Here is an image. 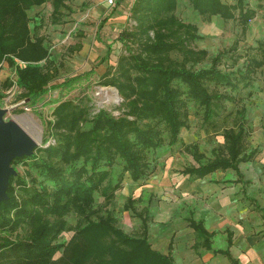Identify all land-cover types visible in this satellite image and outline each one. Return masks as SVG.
I'll return each mask as SVG.
<instances>
[{"label":"trees","instance_id":"16d2710c","mask_svg":"<svg viewBox=\"0 0 264 264\" xmlns=\"http://www.w3.org/2000/svg\"><path fill=\"white\" fill-rule=\"evenodd\" d=\"M185 1L206 20L216 14L236 19L242 34L255 15L243 0H236L233 7L236 17L220 0ZM176 3H132L127 21L133 25L117 37L126 53L117 58L114 70L104 71L101 80L103 86L114 87L122 100L115 107L117 116L104 108L90 115V107L82 105L83 96L61 101L47 122L49 134L44 141L48 144L36 147L30 157L11 162L31 159L32 169L42 180L30 177L28 183L16 172L9 178L7 199L0 202V264H174L171 243L166 255L151 249L144 219L141 233L130 236L117 228L109 209L124 174L137 183L152 172L154 159L148 155L164 144L163 132L168 147L178 145L177 153L195 162L181 171L189 179L228 170L240 178L239 164L255 153H245L247 109L241 105L226 111L225 103L234 104V91L240 84L250 86L256 69L264 65V42L258 45L260 57H249L236 74L219 70L222 53L211 59L207 69L193 70L205 60L206 52L190 47L199 38L197 29L174 16ZM43 4L51 7L50 24H60L65 0H0V65L6 63L14 69L15 84L31 107L50 89L71 90L93 73L90 69L49 85L55 77L53 60L38 33L41 23L28 16ZM79 48L75 45L70 51ZM109 53L107 47L96 66ZM187 100L202 110L207 134L222 138V144L211 150L210 159L205 160L196 142L187 144L179 138L181 129H188ZM115 166L119 170L114 174ZM95 193L102 198L98 206L94 205ZM136 201L127 199L124 208H132ZM68 215L75 217L70 228L65 219ZM189 226L195 234L194 250H211L212 234L202 223L189 220ZM18 229L25 231L24 236L12 240ZM67 229L73 235L66 243H57ZM214 252L230 259L227 250ZM56 253L60 256L54 259Z\"/></svg>","mask_w":264,"mask_h":264},{"label":"rangeland","instance_id":"374dc122","mask_svg":"<svg viewBox=\"0 0 264 264\" xmlns=\"http://www.w3.org/2000/svg\"><path fill=\"white\" fill-rule=\"evenodd\" d=\"M124 2L125 0H118L115 7L108 9L105 6V0H65L66 9H63L64 16L59 25L50 24L49 15L51 7L48 4L42 6L39 10H31L28 16L32 17L33 22L41 23L38 33L45 39L50 59L53 60L52 71L55 77L49 85H54L67 77L76 73L81 74L89 69H92L93 73L71 90L62 88L50 89L36 105L31 107L22 98L21 90L15 84L14 69L3 63L0 65V111L3 112L1 115L2 121L15 122L36 143L37 147H45L48 141L45 143L44 139L49 134L47 122L53 119V110L61 101L66 99L75 100L83 96L85 99L81 98L83 100L82 105L90 107V115L104 108L110 111L112 115L117 116L119 112L115 110V107L122 100L114 87L103 86L101 84L102 73H104L101 71H105L109 67L114 70L117 58L121 54L126 53L125 48L120 42L116 41V38L125 27L133 25V22L125 21L124 24L122 22L109 23L103 26L104 30L103 28L100 29L98 35L106 43L105 45H110L111 53L99 68L96 67V59H94L99 53L97 50L99 48H93L91 41L99 22L104 20L108 14L111 15L116 8L120 7L122 9ZM220 3L229 7L233 12V16L236 17L237 11L233 8L236 0H220ZM243 5H247L255 12L254 17L248 22L244 34L241 33L240 25L236 19L230 17L224 18L220 14H216L209 20H206L198 12L194 11L185 0H177L174 16L183 23L194 25L199 36L197 40L191 42L190 47L206 52L205 60L194 66L193 70L207 69L211 64V59L218 53H222L221 62L218 67L219 70L222 73L236 74L237 70L244 68L249 57H260L258 45L264 42V2L258 3L256 0H243ZM30 27H32V24H30ZM83 33L85 34L83 35ZM75 45H79L83 49H78V51L80 50L79 52L70 51ZM252 77L250 86L242 87L240 84L239 88L234 91L233 95L236 98L234 104L225 103L226 111H231V109H235L241 105H244L247 109L246 129L248 130V135L245 141V153H249L252 150L256 152L254 158L249 162V168H251L252 164L256 163V158L259 154V144H263L264 142V65L257 68ZM187 115L188 129H181L179 138L187 144L196 142L199 146V151L204 154L205 160L212 158L211 150L222 144V138L219 135L207 134V127L203 124L202 110L189 100H187ZM166 135V132H163L161 135L165 140L162 147L150 152L148 155L150 160L154 159L151 162L153 170L149 176L144 180L131 184L128 175L124 174L121 183L123 191H125V187L127 188L128 185L133 187L139 186L145 183V181L157 187L151 189L156 192L155 194L150 189L149 191H145L142 196L143 201L135 204L134 208L137 212H141L148 198L154 201V205L156 203V206L162 208L159 212L160 218L156 217L153 220L154 223L151 219L153 216L151 210L153 211L154 208L148 210V213H146L148 226L153 227L158 236L163 235L164 230L170 233L172 229L179 228L178 226L181 222L177 217L185 216V211L183 210L180 215L176 216L177 214H175L173 217L168 211L170 208L172 209V207L177 206L176 199L178 198L179 200L181 196V192L176 186L177 182H190L186 176L180 174V171L177 169V162L171 167L169 166L171 157H173L174 153H177L178 145L168 147ZM182 157L183 168L188 164L195 165L191 157L187 155H182ZM31 163V159H22L15 161L10 167L14 169L16 175L23 177L26 182L29 183L30 177L40 182L42 178L32 169ZM245 164V162H241L238 167L242 169ZM118 170L119 166H115L114 174ZM166 171H169L168 181H165ZM28 172L30 174H27ZM176 173L178 175H175ZM174 175L177 176L176 182ZM221 175L218 172V174L212 175L211 179H221ZM223 179L225 181L223 180L222 183L226 187H229L231 191H236L237 187L234 184L231 185L236 180V175L233 171L228 170V174ZM15 191L16 193L20 192L17 187ZM116 193L117 198L113 203V210H111L116 217V226L122 227L131 235H137L140 231V220L130 211L121 210L120 203L125 198L119 196L118 191ZM94 199L95 206L100 205L102 202L99 193H95ZM125 215L126 217H124ZM65 219L69 228L74 226L75 217L73 215H68ZM24 233L25 231L18 229L11 235V239L22 238ZM1 234L6 235L7 232L2 231ZM72 235L73 233L67 229L59 235L57 243H66ZM262 236L264 235L262 234ZM158 242L160 243V241L153 242V247H159ZM161 246L163 247V244ZM59 256L60 253H56L54 259H57ZM178 261L181 260L178 259ZM178 264H181V262H178ZM189 264H198V262L196 258L192 257Z\"/></svg>","mask_w":264,"mask_h":264},{"label":"crops","instance_id":"0c3cea01","mask_svg":"<svg viewBox=\"0 0 264 264\" xmlns=\"http://www.w3.org/2000/svg\"><path fill=\"white\" fill-rule=\"evenodd\" d=\"M117 1L118 0H116V3ZM133 2L134 0H125L122 9H120V7L116 8L111 15L108 14L109 16H105L104 20L99 22L95 35L91 41L93 48H99L97 49L99 52L98 55L94 57L96 63L105 56L107 47H110V45H105L106 43H104L100 35H98L100 29L109 23L122 22V24H124V22L127 21V14ZM45 5L46 4L34 7L32 10H39ZM105 6L108 9L110 8L106 3ZM115 6L116 5H114V7ZM84 34L85 33H83V35ZM116 41L119 42L117 38ZM82 49L83 47L80 50ZM103 62L96 67L99 68V66L103 65ZM258 151L257 161L255 164L251 165V168H249V162L254 158L256 154L255 151L253 157L245 162L246 164L242 169L238 167L240 178L236 175L235 183L231 184L237 187L236 191H231L229 187H226L222 183L223 180L225 181L223 178L228 174V171L219 172L222 174L220 177L221 179H211V176L218 174V172L207 175L202 179H189L188 176L181 173L184 169L182 155L174 153L173 157H171L169 166L171 167L177 162V169L180 171V174L186 176L190 180V182H177L176 186L180 190L181 196L179 200L178 198L176 199L177 206L172 207V209L170 208L168 211L172 217L175 216V214H177L176 216L180 215L183 210L185 211V216L177 217L181 222L178 226L179 228L172 229L170 233L164 230V234L158 236L153 227L148 226V218L146 216L148 210L154 208L153 211L151 210L153 213L151 219L153 221L156 217L160 218L159 212L162 209L160 206H156V203L154 205V201L150 200V198L147 199L146 205L141 212L135 210L134 205L143 201V193L149 191V189L157 188L147 183L148 181H145V183L139 186L133 187L128 185L127 188L125 187V191H123L122 188L118 190L119 196L125 198V200L120 203L121 210L130 211L140 220L139 233L137 235H131L122 227L119 226L117 228L127 235L138 236L142 230L141 220L144 219L147 228L146 236L151 249L166 255L169 252V243H171L170 254L174 264H178V262H181V264H189L192 257L196 258L198 264H233L230 262V259L234 260L237 264H264V236H262L264 232L261 233L264 231V142L263 144H259ZM174 166L176 167V165ZM171 175L170 178L172 179ZM175 175H178V173ZM175 175L174 180L176 182L177 176ZM165 177V181H168L169 171H166ZM131 184L133 183L131 182ZM157 185L159 186L158 183ZM151 192L154 194L156 193L152 190ZM157 193L159 192L157 191ZM183 194H185V196L182 197ZM116 198L117 193H115V197L109 205L110 210H113V203L116 201ZM129 198L138 201L134 202L132 208L126 210L124 206ZM124 217H126V215ZM189 220L202 223L204 229L212 234L211 250H203L201 248L197 251L194 250L192 246L195 241V234L191 226H189ZM228 234L231 236L230 245H228ZM157 241H160V243L158 242L159 247H153V242ZM162 244L163 247L161 246ZM224 250L228 251L230 259L220 253L214 252ZM178 259L181 261H178Z\"/></svg>","mask_w":264,"mask_h":264},{"label":"water","instance_id":"95a60500","mask_svg":"<svg viewBox=\"0 0 264 264\" xmlns=\"http://www.w3.org/2000/svg\"><path fill=\"white\" fill-rule=\"evenodd\" d=\"M0 111V202L7 199L9 178L15 175L11 162L30 157L36 143L13 121L3 122Z\"/></svg>","mask_w":264,"mask_h":264},{"label":"built area","instance_id":"2783aa9c","mask_svg":"<svg viewBox=\"0 0 264 264\" xmlns=\"http://www.w3.org/2000/svg\"><path fill=\"white\" fill-rule=\"evenodd\" d=\"M105 3L108 7L112 8L114 7L116 0H105Z\"/></svg>","mask_w":264,"mask_h":264}]
</instances>
